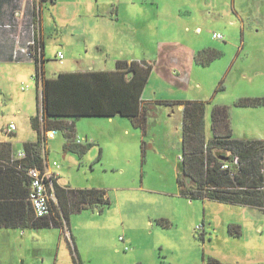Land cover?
Masks as SVG:
<instances>
[{
    "label": "rangeland",
    "instance_id": "rangeland-1",
    "mask_svg": "<svg viewBox=\"0 0 264 264\" xmlns=\"http://www.w3.org/2000/svg\"><path fill=\"white\" fill-rule=\"evenodd\" d=\"M41 3L46 77L111 69L118 59L153 66L143 92L150 101L146 134L125 116H81L74 119L71 142L81 138L87 149L71 151L61 130L47 132L46 163L59 183L104 188L110 199L102 210L70 214L81 264H206L209 257L264 263L263 209L180 194L183 111L156 102L206 101L207 141L214 135L212 108L225 104L233 136L264 139V104H236L240 98L264 97V0ZM205 48L222 55L199 63L195 54ZM35 74L29 56L0 61V141H10L16 155L24 142L37 139L31 120L38 108ZM10 123L16 125L12 133ZM66 236L69 231L54 226L1 227L0 264H77Z\"/></svg>",
    "mask_w": 264,
    "mask_h": 264
},
{
    "label": "trees",
    "instance_id": "trees-1",
    "mask_svg": "<svg viewBox=\"0 0 264 264\" xmlns=\"http://www.w3.org/2000/svg\"><path fill=\"white\" fill-rule=\"evenodd\" d=\"M31 45V57L36 64L37 113L32 125L37 139L23 144L24 157H18L10 141H0V228L59 227L70 232L69 243L77 264H81L70 227V214L83 209L102 210L110 202L104 188H73L54 184L55 199H51V213L37 216L29 200L30 168L46 167V140L50 130H61L70 150L87 149L82 143H73L76 133L74 119L81 116L121 115L130 118L134 126L146 134L150 101L143 99L144 89L150 79L153 66L145 60L118 59L112 69H83L59 72L46 77L44 45ZM222 51L205 48L195 54V60L207 64L221 57ZM41 88V91L39 90ZM41 92V94H40ZM167 105H182V169L177 184L182 196L189 199H215L264 210V139L238 138L230 126L229 108L216 104L212 108L213 137H205L206 101L200 99L157 100ZM239 106L264 104L263 98L244 97ZM91 144H89L90 146ZM76 146V147H75ZM207 153V157H205ZM229 154V155H228ZM228 156V160L217 156ZM238 156L239 165L223 168ZM66 229V231H65ZM234 232L233 225L230 226ZM236 231V235H240ZM206 264H238L209 257ZM251 264H264L256 262Z\"/></svg>",
    "mask_w": 264,
    "mask_h": 264
},
{
    "label": "built area",
    "instance_id": "built-area-1",
    "mask_svg": "<svg viewBox=\"0 0 264 264\" xmlns=\"http://www.w3.org/2000/svg\"><path fill=\"white\" fill-rule=\"evenodd\" d=\"M41 5H38L35 9V14L33 21L30 26L31 31V39L25 46L19 47L12 54V59L19 60L21 57H31V48L32 45H38V50L42 51L41 44V34H40V12ZM11 27V26H9ZM215 38H222V34L214 33ZM59 57H63V53H58ZM16 129V125L14 123H10L8 126V131L13 132ZM77 143H83L81 138L76 139ZM18 157H24L25 152L22 151L18 155ZM56 166H59L58 162H54ZM231 165L238 166L239 159L238 156H234L231 162H225L222 167L230 168ZM231 169V174L235 171ZM31 180V191L29 194V200L33 206V209L37 216H47L51 213V199H55L54 194V184L56 177L58 176L56 173L52 172L46 163V167L44 170L38 169L36 167L30 168L28 171ZM68 231V230H67ZM120 240L124 241V237L120 236ZM125 249H128V246H125Z\"/></svg>",
    "mask_w": 264,
    "mask_h": 264
},
{
    "label": "crops",
    "instance_id": "crops-1",
    "mask_svg": "<svg viewBox=\"0 0 264 264\" xmlns=\"http://www.w3.org/2000/svg\"><path fill=\"white\" fill-rule=\"evenodd\" d=\"M41 1L44 0H0V61L11 60L14 51L25 46L31 39L30 26L35 9L42 4ZM39 15L42 30L41 9ZM8 24L13 26L6 27Z\"/></svg>",
    "mask_w": 264,
    "mask_h": 264
},
{
    "label": "water",
    "instance_id": "water-1",
    "mask_svg": "<svg viewBox=\"0 0 264 264\" xmlns=\"http://www.w3.org/2000/svg\"><path fill=\"white\" fill-rule=\"evenodd\" d=\"M228 155H229V154H228ZM217 157H218L219 159H222V160H228V159H229L228 156L224 157V156H222V155H218Z\"/></svg>",
    "mask_w": 264,
    "mask_h": 264
},
{
    "label": "clouds",
    "instance_id": "clouds-1",
    "mask_svg": "<svg viewBox=\"0 0 264 264\" xmlns=\"http://www.w3.org/2000/svg\"><path fill=\"white\" fill-rule=\"evenodd\" d=\"M10 133H12V132H10Z\"/></svg>",
    "mask_w": 264,
    "mask_h": 264
}]
</instances>
